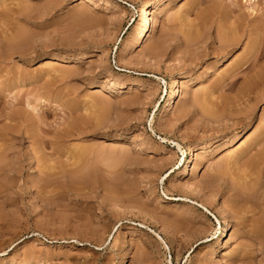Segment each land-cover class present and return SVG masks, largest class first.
<instances>
[{
	"label": "rangeland",
	"instance_id": "obj_1",
	"mask_svg": "<svg viewBox=\"0 0 264 264\" xmlns=\"http://www.w3.org/2000/svg\"><path fill=\"white\" fill-rule=\"evenodd\" d=\"M145 1L0 0V264H264V0H162L120 60Z\"/></svg>",
	"mask_w": 264,
	"mask_h": 264
},
{
	"label": "bare ground",
	"instance_id": "obj_2",
	"mask_svg": "<svg viewBox=\"0 0 264 264\" xmlns=\"http://www.w3.org/2000/svg\"><path fill=\"white\" fill-rule=\"evenodd\" d=\"M160 5H163L162 4V0H158V2L154 3L152 1H145L140 7H138L136 10H135V14H136V19L134 20V28H132V30L130 31L129 33V36L124 40V43L122 44L121 48H120V60L122 58V55L127 52V51H135L137 49H139L143 43H144V40L145 38L147 37V34L153 24V22H155L156 20V17H151L150 16V10L153 6L155 7H159ZM130 6V5H129ZM131 7V6H130ZM155 16V15H154ZM217 21V20H216ZM205 23V22H204ZM222 24V23H220ZM229 25H231L232 23H227ZM224 27H225V24H223ZM228 25V26H229ZM235 25V24H234ZM216 27H218L217 25H215ZM201 27V26H200ZM230 27V26H229ZM233 28V25L231 26ZM236 27V26H235ZM227 28V27H226ZM229 29V28H228ZM226 29V30H228ZM224 30V28H223ZM234 29H232L231 31L229 30V35L228 36H222V35H217L216 36V42L219 43L220 47H219V50H218V54H223L224 51H227V48H229L230 46H233V45H236L238 43L241 42V39H242V35H237L235 34V31L233 32ZM236 30V29H235ZM196 31V30H195ZM193 32V31H192ZM190 33V32H189ZM217 33V32H216ZM221 33V32H220ZM223 33V32H222ZM238 33V32H237ZM248 33V32H247ZM246 33V34H247ZM233 34V35H232ZM240 34V33H239ZM245 34V35H246ZM194 35V34H193ZM191 35V36H193ZM197 35V34H196ZM189 36V35H188ZM259 36V35H258ZM245 37V36H244ZM252 37V36H251ZM195 39V37H193ZM246 38L248 39L249 42H251V47H250V51L248 52V56L244 58V61H241L239 63H237V65L235 66V69L236 71L238 72V70H241V71H248L249 73V70L253 69L255 66L254 64H256V59L257 57L259 58V56L261 55V52L263 53L264 49H263V43H261V41L257 42V40L254 38H250V34L249 35H246ZM257 38V37H256ZM194 39H192L194 41ZM94 53L95 51H93L92 53L89 54V56H94ZM5 54V53H4ZM258 54H260L258 56ZM60 55H55L53 57V60H61V59H66V56H63L61 59L59 57ZM224 56V55H223ZM127 57V56H126ZM226 58V57H225ZM124 59V58H122ZM223 59V58H222ZM133 62V61H132ZM119 63V62H118ZM123 63V62H122ZM121 64V63H120ZM234 69V70H235ZM262 70V69H261ZM242 73V72H241ZM245 73V72H244ZM260 73V72H259ZM237 74V73H236ZM182 74H178L176 75L174 78H172L169 83L167 84L162 78H156V80L160 81L165 87L164 89V104H163V109L166 111L168 110L169 108H171L173 106V100L177 94V87L179 85V80L182 78L181 77ZM235 75V73H234ZM246 84V83H245ZM229 85V84H228ZM131 86H136L135 83H133ZM230 86H231V83H230ZM128 90H132L131 87L129 86L128 87ZM104 91V90H103ZM239 93L242 94V97H236L237 101L239 102L240 100H242V98L244 100H249L251 98V96L253 97H259L261 95L264 94V71L261 72L260 74H257L256 77L249 81L241 90H239ZM252 97V98H253ZM262 97V96H261ZM235 99V100H236ZM252 100V99H251ZM254 100V99H253ZM256 100V99H255ZM250 101V100H249ZM249 101H247L249 103ZM234 102V101H233ZM247 104V103H245ZM206 105V104H205ZM206 107V106H205ZM212 111V110H211ZM231 114V113H230ZM213 115V114H212ZM210 116V114H209ZM213 117V116H212ZM214 119V117H213ZM150 123H154V117L151 118V121ZM246 130H247V127L246 125L241 129L240 132L238 133H235L233 135L232 138H230L229 140V146H234L236 145L237 143H239V139L242 138L244 135H247L246 134ZM248 133V132H247ZM164 140V139H162ZM215 141V139H214ZM176 146L177 149L181 150V147L175 143L174 144ZM209 146V143H206L204 145H200L198 147H195V146H189L187 147V149L185 150V152L187 153V155L189 156V160H188V163H186V166L183 167V169L180 171V173L178 174V177L179 178H186L188 176V168H189V165L191 163V159L194 155V152L197 151V149H205ZM184 152V151H182ZM186 156V155H185ZM199 158V157H198ZM202 158V157H201ZM193 160V159H192ZM234 161V159H233ZM200 163H201V160L198 159V161L192 166V175L193 176H196L201 168H200ZM232 163V162H231ZM234 163V162H233ZM250 170V169H249ZM245 172V171H244ZM260 172V171H259ZM262 173V172H261ZM254 174V173H253ZM248 175V173L246 174ZM255 175V174H254ZM191 176V175H190ZM252 176V175H251ZM259 176V175H258ZM263 175H261L262 177ZM192 177V176H191ZM242 177V176H241ZM243 178V177H242ZM245 178V176H244ZM254 178V177H253ZM243 180V179H242ZM255 182V181H254ZM258 183V182H256ZM244 184V183H243ZM255 185V183H253ZM252 185V183H251ZM253 185V187H254ZM259 185V184H258ZM235 186V184H234ZM238 187V186H237ZM241 187V185H240ZM239 187V188H240ZM244 188V186H243ZM250 188V187H249ZM255 188V187H254ZM190 189V188H188ZM236 189V187H235ZM230 190V189H229ZM241 190L238 189V192L235 191V195L233 197V199H243V192L240 193L239 191ZM247 190V189H245ZM243 191V190H242ZM231 192V191H230ZM245 192V191H244ZM249 192V190H248ZM233 193V192H232ZM234 194V193H233ZM247 194V193H246ZM239 201V200H238ZM201 208L204 207V209L207 211V209L205 208V206L201 205ZM224 210V208H222ZM130 210V209H129ZM225 211V210H224ZM210 216H213L211 213H208ZM214 218V217H212ZM227 219H224L222 222L223 224H226L227 225ZM230 237H232V235H230ZM218 239V238H217ZM216 239V242H218V240ZM229 239V238H228ZM202 242V241H201ZM206 242V241H204ZM203 242V243H204ZM229 243V242H228ZM27 257V256H25Z\"/></svg>",
	"mask_w": 264,
	"mask_h": 264
}]
</instances>
